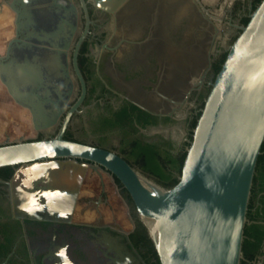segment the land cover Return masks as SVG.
I'll return each mask as SVG.
<instances>
[{
    "label": "flooded vegetation",
    "instance_id": "1",
    "mask_svg": "<svg viewBox=\"0 0 264 264\" xmlns=\"http://www.w3.org/2000/svg\"><path fill=\"white\" fill-rule=\"evenodd\" d=\"M255 1L0 0V100L7 125L15 109L26 135L12 140L0 131V141L54 138L71 112L65 140L113 153L173 186L211 83ZM32 107L50 130L34 129ZM78 163L86 173L72 213L59 219L46 212L47 193L58 186L37 183L31 168L0 176V264H160L123 185ZM30 196L36 211L23 214ZM247 220L241 264H264V171Z\"/></svg>",
    "mask_w": 264,
    "mask_h": 264
},
{
    "label": "water",
    "instance_id": "2",
    "mask_svg": "<svg viewBox=\"0 0 264 264\" xmlns=\"http://www.w3.org/2000/svg\"><path fill=\"white\" fill-rule=\"evenodd\" d=\"M247 18L245 26H238L240 34L227 48L211 83L174 187H162L113 153L65 140L71 112L54 138L0 141V169L11 167L18 173L31 168L37 183L58 186L47 193L46 212L59 219L72 213L88 167L78 161L93 163L130 195L160 264H241L248 206L264 143V0ZM8 91L16 103L25 105L17 88ZM2 104L0 100V131L19 140L25 135L22 117L14 109L12 124L7 125V108ZM32 115L36 131L53 126L36 107ZM29 200L22 205L23 214L36 211L34 198Z\"/></svg>",
    "mask_w": 264,
    "mask_h": 264
},
{
    "label": "trees",
    "instance_id": "3",
    "mask_svg": "<svg viewBox=\"0 0 264 264\" xmlns=\"http://www.w3.org/2000/svg\"><path fill=\"white\" fill-rule=\"evenodd\" d=\"M260 2H261V0H256L255 1V8L258 6V4ZM263 171H264V143H263L262 148H261V154H260V156L258 158L257 167H256V173H255V177H254L253 183H257V180L263 175ZM12 174H13V168H11V167H6V168L0 169V176L4 180L10 179ZM177 183H178V181H175V184L173 186L169 187V188L174 187ZM249 244H250V240H249V237H248V227L246 225L245 231H244V241H243V254L244 255H245V252L247 250V246Z\"/></svg>",
    "mask_w": 264,
    "mask_h": 264
},
{
    "label": "bare ground",
    "instance_id": "4",
    "mask_svg": "<svg viewBox=\"0 0 264 264\" xmlns=\"http://www.w3.org/2000/svg\"><path fill=\"white\" fill-rule=\"evenodd\" d=\"M207 1H210V0H207ZM190 7H191V6H190ZM190 7H189V8H190ZM187 9H188V8H187ZM180 11H181V10H180ZM182 11H183V9H182ZM188 11H189V10H188ZM189 12H190V11H189ZM191 12H192V11H191ZM191 12H190V13H191ZM180 15H181V14H180ZM190 15H191V14H190ZM113 17H114V16H113ZM179 18H180V17H179Z\"/></svg>",
    "mask_w": 264,
    "mask_h": 264
},
{
    "label": "rangeland",
    "instance_id": "5",
    "mask_svg": "<svg viewBox=\"0 0 264 264\" xmlns=\"http://www.w3.org/2000/svg\"><path fill=\"white\" fill-rule=\"evenodd\" d=\"M78 210H80V208H78Z\"/></svg>",
    "mask_w": 264,
    "mask_h": 264
}]
</instances>
